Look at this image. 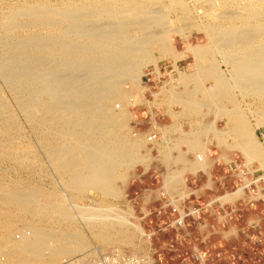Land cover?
Returning a JSON list of instances; mask_svg holds the SVG:
<instances>
[{
    "label": "bare ground",
    "instance_id": "1",
    "mask_svg": "<svg viewBox=\"0 0 264 264\" xmlns=\"http://www.w3.org/2000/svg\"><path fill=\"white\" fill-rule=\"evenodd\" d=\"M107 1L109 2L110 0ZM158 1L151 0V5L157 4ZM93 3L95 4V2ZM176 3L178 2L176 1ZM39 4L37 6H34L36 4L29 5L34 7L27 9L26 12L18 9L19 12H16V10L14 11L15 13L8 11L10 15L7 14L8 16L1 17L0 29L3 33H0V78L10 88L18 112L21 113V116L24 115L26 117L33 132L38 136L39 142L41 141L45 156L48 157L54 167L64 170L65 177H70L67 184L72 190L76 191L77 196H84L86 191L91 188L99 190L106 196L111 194L118 195L119 187L124 180L123 173L119 168L129 166L134 159L136 161L141 160L140 153L130 149L128 151L126 144H132L131 146H133V143L125 139L126 137L124 138L121 133L128 115L123 112H115V108L122 107L118 104L120 100L132 99V97L125 96L127 93L124 95L123 85L127 81L139 82L140 80L138 81V79L144 73L145 66L150 63L155 66L156 71L160 74L161 71L158 69L160 58L171 57L177 61L180 58L188 57L189 53H191L194 60L198 62L206 59L207 56L205 54L208 53L211 44L215 46V49L221 51L224 62L230 69V79L225 74L223 75L224 72H220L219 64L215 66L217 64L212 65L205 62L209 65L204 64L198 71L187 73L185 68H180L181 65L175 62L172 65L179 75L178 80L183 78V91L172 89L170 97L168 96L167 98L178 100L185 107H192V105L197 107L195 105V97H192L190 101H180L178 94L188 93L189 96H192L191 94H193L194 90L201 89L208 92L211 95L210 98L215 100L217 112L219 113L220 109L227 111L224 105L221 106L219 99L221 102L224 99H228L229 92L232 93L231 89L233 88H239L238 90H241L245 95L255 97L259 103L256 106L257 109L253 111L255 123H249L244 114L234 110L230 114L231 117H229L232 127L229 129L228 135H233L239 139L246 153L256 151L258 156L262 155L264 150H262L261 144L263 141L258 138L257 131L259 128L264 127V20L260 19L251 23V19L243 15V13L226 15L214 10L215 6L220 8L218 6L219 4L221 5V0H201L196 5L198 10L206 13L204 14L206 21L200 25L199 29L206 30L208 42L205 45L189 44L183 53H178L173 49L169 41L168 27L166 28L167 21L164 19L166 18L165 11L160 10L164 14L162 15L164 16L163 18L160 12L158 13L159 10L154 9L156 5L145 9L138 7L139 5L126 8L123 1L111 0L106 6L96 5L92 6L93 9L91 6L87 9V7H71L69 4L70 7L68 5L69 8H66V6L64 10L58 9L59 5H57V10L50 8L49 3V7L45 2V5ZM258 9L256 10L258 11ZM179 10V12L175 11V13H181L179 18L187 22L188 25L185 28L188 30L187 26L191 23V18L187 8L184 6V8L182 7ZM171 11H173V8ZM102 12L112 14L113 19L109 21L103 20L102 15L100 17ZM23 15L34 22L39 21L42 31L45 30V32L17 36L16 30L24 25V23H18L17 19ZM221 20H228V22L221 24ZM191 25L193 26V24ZM195 26L198 27L199 25ZM151 43L159 45V58L154 56L152 50L148 48ZM207 61L211 62L209 59ZM200 63L202 64V62ZM200 73L205 77L207 75L208 77H215L214 84L210 88H206L200 85L198 80L193 89H187L188 79L194 78L197 80L198 76L201 75ZM172 77L171 80L176 81ZM184 81L186 82L184 83ZM201 92L203 93V91ZM117 99H120L118 103ZM136 99L139 101L138 97ZM3 102L0 99V123H2V129H0L7 141L14 135L12 133L16 132L15 129L13 130L15 121L14 116L6 113L5 108L7 105ZM198 102L200 103V101ZM112 104H114L113 107L110 106ZM199 106L197 108H202V105L201 107ZM215 132L219 137L220 132L217 129ZM153 135L155 134L152 133L148 136L147 141L149 143H154L159 139V137L151 138ZM27 150L26 144L22 143V141H16L15 144L0 146V157L13 156L15 160L21 163L31 162L36 164V159L21 156ZM204 153L205 151H202L198 154V161L202 162L204 160L206 156ZM251 158L253 157L251 156ZM257 158L260 159L261 157ZM64 179L62 185L68 188L69 186L64 183ZM18 188H0V203L6 206H19L23 214L41 215V217L45 214H52L53 216L69 220L75 217L71 215L67 202L55 192L52 193L45 189L35 190L34 186V190ZM242 191L243 187L223 195L220 199L224 201L235 199L234 197L241 194ZM71 205L77 212V216L87 223L89 229L99 226L101 227L99 229L105 232L110 228H118L124 243L127 242L128 244V241L132 239L133 233L129 232L131 226L144 234L141 224L132 220L134 216L130 211L121 210L114 205L105 208L91 204L80 205L77 202H73ZM4 212L7 214L6 211ZM10 214H7V217L11 216ZM8 219L11 218L9 217ZM34 224H23L24 226L20 228L19 233L13 235L12 231L11 237L6 239L7 243L10 241L9 246H15L26 255L35 256V259L36 257L45 259L46 262L44 261L42 264H48L47 260L51 261L63 255H67V257L63 258L60 264H82L85 260H94L96 254L100 253L104 248L100 245H95L85 253L80 254L81 257H75V253L81 252L87 247L88 241L86 238L75 235V233L63 232L53 228L47 229L41 227V225L37 226ZM105 237L101 235V238L105 239ZM120 248L119 246L111 247L108 251H116L120 250ZM1 253L3 255L7 252ZM23 259L17 260L18 263L29 264L28 260ZM9 262L10 259H7L5 264H9Z\"/></svg>",
    "mask_w": 264,
    "mask_h": 264
},
{
    "label": "rangeland",
    "instance_id": "2",
    "mask_svg": "<svg viewBox=\"0 0 264 264\" xmlns=\"http://www.w3.org/2000/svg\"><path fill=\"white\" fill-rule=\"evenodd\" d=\"M122 1L126 8L139 5L138 7L145 9L146 7H154V5H156L154 9L157 11L159 10L158 13L160 12V10H162L163 12L165 11L164 14L166 15V18L162 16L164 15L163 12H160V15L165 19V21H167L166 28L168 27L167 30L169 34L170 44L178 53H183L186 48H188L189 44L205 45L208 42V34L206 30L201 29V31L199 29L200 25L206 21V16L204 15L206 13H203L197 8L198 2L201 0H193L194 3H192V0H159L157 4L154 5H151V0H133V2L132 0H121V2ZM176 1L180 3L178 4L176 3ZM231 1L221 0V5L219 4L218 6L220 8H217L215 6L214 10H217L218 12L224 13L226 15L239 14V12L240 14L243 13V15L251 19V23H254L260 19L264 20V0H236L237 2L235 0H233L232 2ZM44 2L47 6L49 3L50 8H60L63 10L69 8L70 5L71 7H87V9H89L91 6V8L93 9V7L96 5L106 6V4L109 3L107 0H81V3L80 0H0V19H2L1 17L6 16L7 14L10 15V12L15 13L14 11H16L17 9L26 12L27 9L37 6L39 3L45 5ZM93 2H95V4ZM130 3L134 4L131 5ZM258 3H260L261 5ZM57 5L59 6L57 7ZM140 5H142L143 7ZM184 6L185 8H187V12L189 13L191 18V23L188 22L189 26L191 27L187 26L188 30H186L185 28L186 25H188L187 22H184L179 18L181 17V13H175V11H181L179 9H181L182 7L184 8ZM243 7H245L246 9ZM262 7L263 9H261ZM172 8L173 11H171ZM256 9H258V11ZM18 10L16 12H19ZM196 11H198V13H196ZM102 13H100V17L102 15V19L104 18L103 20L106 19L109 21L113 19L112 14L108 12ZM24 16L25 15L17 19L18 23H24L23 26H20L16 30V34H19H17V36H25L31 33L36 34L39 32H45V30L42 31V26H40V23H38L39 21L34 22L29 17L27 18L25 16V18ZM23 20L25 21L23 22ZM227 22L228 20L220 21L221 24H225ZM191 24H193V26ZM194 24L199 26L196 27ZM0 33H3L1 29ZM151 44H149L150 47L148 46V48L152 50V54L154 56L159 58V45L157 43ZM4 51H6V49H4ZM220 54L221 51L215 49V46H212L211 44V47L209 46L208 53L205 54V56H207V60L209 59L214 63H211L206 59L200 60L198 62L194 60L191 53H189L188 57L180 58L177 61H175L171 57L160 58L158 63L161 65L165 62L179 63L181 65V68H185V71L187 73L198 71V69L204 64H217L215 66H218L219 64L218 68L219 70H221L220 72H224L223 75L225 74V76L230 79V69L227 67L226 62H224L225 60L223 59L222 54ZM200 62H202V64ZM150 68L156 70L155 66L150 63L145 66L144 73L138 79V81L140 80L139 82L135 81L133 83L132 81H127L123 85L124 95L127 93V95L125 96H128L130 98L132 97V99L126 101L117 99V103L120 100L118 104H120L122 107L115 108V112H123L125 115H128L126 124L122 128L121 133L123 134L124 138L126 137L125 139H127L130 143H133V146H131L132 144H126V147L128 148V151L134 150L137 151V153H140L141 160L136 161L134 159L129 164V166L127 165L119 168V170L122 171L124 177L123 183L119 187V194H111L107 196L102 194L99 190L92 188L88 189L84 196L82 195L80 197L76 195V191L72 190L71 187L67 184V181L70 179V177H65L64 170L54 167L48 157L45 156L46 154L44 153V148L42 147L43 145L41 141L39 142L38 136L33 132L26 117L24 115L21 116V113L18 112L10 88H8L4 81L0 78V99L2 100V102L5 100L3 103L8 106H6L5 108L6 113L10 116H14L15 126L13 130L15 129L16 131V134L12 133L14 135L10 137V140H7V143L6 138L4 137L5 135L1 132L2 123H0V142H2L0 146L15 144L16 141H22V143L26 144L28 150L21 156L34 158L37 162L36 164H32L31 162L21 163L15 160V157L13 156H1L0 188L16 189L19 187L18 189L26 188L34 190V186V188H36L35 190L45 189L52 193L55 192L56 194H58V196H61L67 202L71 215L75 216L74 218L69 220L53 216L52 214H45L43 215V217H41V215H30L25 213L23 214L19 206L11 205V207L2 205L0 203V253H4V251L7 252V255H2V253L0 254L1 264H5V261L7 259H10L9 264H19L17 260H21L23 258V260H28L29 264H42L44 261L46 262L45 259H40L37 257L35 259V256L33 257L26 255L25 253L19 251L15 246L13 247L11 244V246H9L10 241L7 243V239L11 237L12 231L13 235L15 233L17 234L19 233L20 228L24 225H30L34 223V225H41V227H45L47 229H58L63 232L75 233V235L86 238V240L88 241L87 247L81 252L75 253V257H81L80 254L85 253L88 249L94 247L95 245H100L104 248L100 251V253L96 254V257L100 256L99 254L102 255L111 252L112 250L108 251L109 249H111V247L119 246L121 247L120 250L131 254L135 253V255L145 259L147 264H264V159L262 160V158H264V151H262L263 156H258L256 154V151L246 153L242 148V145L240 143L241 141L235 138L233 135H228V131L232 127L229 117H231L230 114L234 110H237L238 112L240 111V113L244 114L249 123H255V116L253 111H255V109H257L256 106L259 105L258 99L251 95H245L241 90H238L239 88H233L231 89V92L233 94L229 92L228 99H224L222 100V102L219 99V103L221 104V106L224 105L227 111H223L222 109H220L218 113L216 110L217 105H215V102L206 104L202 107L215 109V130L217 129L220 132L219 137L218 135H215V158L216 161L218 160L219 166V168L215 170V209H212L208 203L202 206L193 203L187 204L182 200L181 202L177 203L167 202V207H169L171 210L170 216L167 214H159V211H157L156 209L146 208L143 204L141 205L140 202H138V198L144 196L147 193V188H150L153 185V177L146 176L145 174H143L142 170L143 166L146 167L148 164L147 153L149 152L150 148H148L149 142L147 141V138L150 134H142L143 130L141 129H144V124L140 122L136 117V115L138 116L137 108L144 105L163 103L168 107L170 116L173 119L175 118V116H178L174 120L177 121L175 125L180 127H182L181 121L183 119H186L187 114L195 113L196 111H193L195 107L185 108L181 103H179L178 100H170V98H167L168 96L170 97L172 89L183 91V78L181 80H178L179 75L176 73L172 77L176 79V81H172L171 77L169 79L164 77L162 78V82L155 83L152 81L149 84H146V78L144 77V75ZM200 74L201 75L198 76L197 80L194 78L188 79L187 82L190 89H193L195 87L198 80L200 82V85L205 86L206 88H210V86L214 84L215 77H208V75L205 77L202 75V73ZM192 79H194L195 81ZM185 82L186 81H184V83ZM198 90L199 92L194 93L192 97H195L194 99L200 101L204 96V93H202L201 91L204 90ZM136 96L138 97L139 101H137ZM178 96L180 97V99H187L188 95L185 93H180L178 94ZM176 98L178 99L177 96ZM113 105L114 104L110 106L113 107ZM228 109L231 111H229ZM257 135L258 138L263 141L261 146L262 150H264V127L258 129ZM220 139L224 141H221ZM134 147H136L135 149L137 150H135ZM251 156L253 158H251ZM257 157L261 158L258 159ZM142 158H144V160H142ZM63 178H65L64 183H66V185L70 187V190L69 187L66 188L64 187V185H62ZM4 184L6 185L4 186ZM242 187V193H244L238 194L236 197H234L235 199L232 198L227 201L220 199L223 195H226L229 192L232 193ZM73 202H77L80 205H96L101 208L114 205L121 210L123 209L130 211L134 216L132 220L141 224L144 229V234L131 226L129 232L133 233L132 239L129 240L127 244V242H123L118 228H110L105 232L99 229L101 228L99 226H95L94 229H89L87 227V223L77 216V212L71 205V203ZM173 208H178L182 210V212L188 214L185 218L184 224L181 227H176L174 224L172 225V220L178 216V212H173ZM4 211H6L7 214L11 213V216L8 215L11 219H8L9 217H7V214H5ZM213 216L215 218V229L209 222V219ZM16 218L17 220H15ZM208 230H213L215 232V237H210L207 233ZM4 232L6 233L4 234ZM101 235L106 236L105 239L101 238ZM13 239L15 240V238ZM4 240L8 245L4 243ZM8 253L12 254L9 255ZM14 253L17 255V258ZM196 254L202 255L204 257L203 261L200 259H196ZM65 257H67V255L59 257L60 259L56 258L52 259L51 261L47 260V263L60 264ZM56 260L58 261L56 262Z\"/></svg>",
    "mask_w": 264,
    "mask_h": 264
},
{
    "label": "crops",
    "instance_id": "3",
    "mask_svg": "<svg viewBox=\"0 0 264 264\" xmlns=\"http://www.w3.org/2000/svg\"><path fill=\"white\" fill-rule=\"evenodd\" d=\"M187 89H190L188 84ZM197 92L199 90L196 89L193 94ZM185 94L188 98H181L180 101L192 100V96ZM210 96L208 92H205V96L200 100L201 104L195 99V105L201 107L203 102L204 105L214 102L215 100ZM197 107L193 110L196 111L195 113H188L186 119L181 121L182 127L175 125L177 121L174 119L178 116L173 119L168 107L163 103L137 108L138 116L136 117L144 124V129H141L142 134L157 133L159 135L157 141L149 143L148 164L142 169L143 174L153 177V185L147 188L144 196L138 198V202L146 208L156 209L159 214L170 216L171 210L167 207V202L177 203L182 200L187 204L202 206L208 203L212 209H215V170L219 168L218 160L216 161L215 158V135H217L215 109ZM202 151H205L206 156L201 162L198 161L197 156ZM209 222L215 229L214 216L209 219ZM207 233L210 237H215L213 230H208Z\"/></svg>",
    "mask_w": 264,
    "mask_h": 264
},
{
    "label": "built area",
    "instance_id": "4",
    "mask_svg": "<svg viewBox=\"0 0 264 264\" xmlns=\"http://www.w3.org/2000/svg\"><path fill=\"white\" fill-rule=\"evenodd\" d=\"M158 69L161 71L160 74L153 68H150L146 71L147 73L146 75H144V77L146 78V84H149L152 81L155 83L162 82V78L166 77L169 79L171 76L177 73L174 66L170 62H165L162 65L159 64ZM153 134L155 135H153V137L151 138H158L157 133ZM173 212H178V216L172 220V225L174 224L176 227H181L184 224L185 218L188 214L182 212V210L178 208H173ZM195 256L196 259H200L203 261L204 257L202 255L196 254ZM82 264H147V262L145 259L135 254L127 253L122 250H114L100 255L92 261L85 260Z\"/></svg>",
    "mask_w": 264,
    "mask_h": 264
}]
</instances>
